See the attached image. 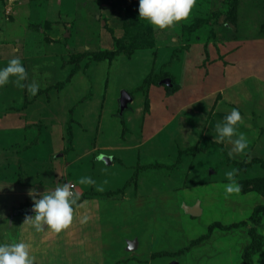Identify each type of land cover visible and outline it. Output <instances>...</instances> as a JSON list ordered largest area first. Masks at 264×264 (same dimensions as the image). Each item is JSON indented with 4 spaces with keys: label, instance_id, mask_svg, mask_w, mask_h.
<instances>
[{
    "label": "rangeland",
    "instance_id": "obj_1",
    "mask_svg": "<svg viewBox=\"0 0 264 264\" xmlns=\"http://www.w3.org/2000/svg\"><path fill=\"white\" fill-rule=\"evenodd\" d=\"M138 4L0 0V66L19 56L28 73L0 86V242L26 241L34 264H264V216L251 217L264 207V0H195L163 29ZM82 54L96 59L61 86ZM233 107L249 143L229 155L215 126ZM233 168L241 188L226 194ZM64 181L88 198L67 228L37 231L32 195ZM255 227L263 245L245 261Z\"/></svg>",
    "mask_w": 264,
    "mask_h": 264
},
{
    "label": "clouds",
    "instance_id": "obj_2",
    "mask_svg": "<svg viewBox=\"0 0 264 264\" xmlns=\"http://www.w3.org/2000/svg\"><path fill=\"white\" fill-rule=\"evenodd\" d=\"M194 4L195 0H139L138 14L163 29L187 18ZM12 75L15 76L13 82L17 86H26L22 81L28 73L19 56L11 57L6 65L0 66V86L6 84ZM39 87L35 80L27 84L31 94H35ZM241 119L240 110L233 107L215 126L216 138L221 141L227 139L233 146L229 155L232 152H242L249 143L246 134L238 131L237 124ZM236 171L233 168L225 172L229 178L223 184L226 194L240 191L241 185L234 176ZM79 182L94 183L90 176H81ZM29 194L32 195L31 190ZM80 196L81 193L74 189L73 184L67 181L58 183L50 191H43L39 196L32 195L34 214L26 220L31 221L37 231L50 226L53 231L60 232L72 223L73 206L77 204ZM87 219L88 216L84 215L81 222H86ZM34 261L36 257L31 254L26 241L0 242V264H34Z\"/></svg>",
    "mask_w": 264,
    "mask_h": 264
},
{
    "label": "trees",
    "instance_id": "obj_3",
    "mask_svg": "<svg viewBox=\"0 0 264 264\" xmlns=\"http://www.w3.org/2000/svg\"><path fill=\"white\" fill-rule=\"evenodd\" d=\"M151 35H152V33L149 32L150 39H149V36L147 34H141L139 36H136V38L134 40L135 42H133L134 44L132 43L133 45H131V47L125 48L123 46H121V47H117L116 46L115 49L104 50L103 52H100L101 54L98 56L97 59H100V60L114 59V58L120 56L121 54L129 55L136 48V44L138 45L139 43L152 42L153 38L151 37ZM81 57H85L86 58V64L90 63L91 59H96V58H91V56L88 55V54H82L81 56H73V59L75 61L74 63L76 65L73 68L71 74L66 79H64L63 81L60 82L61 86H65L68 83V81H70L71 78L76 74V72H78L80 70L81 62H82L81 61ZM159 80H158L157 77H156V79H154L155 82L159 81ZM146 81H149L148 77H146L143 82H146ZM140 87L141 86H139V88ZM87 195H88V192H82L76 205H78L84 198H86ZM76 205H74L73 208L76 207ZM262 208H263V210H262L261 213L254 214V215L252 214L251 215L253 221H255L256 223L260 222L261 218L264 216V207H262ZM252 229H251L252 230L251 232H255V233H253L255 235V237L253 239L252 244H250L249 246H246V248H245V252H244V256L246 258L245 261H249L250 256H248V255H251L253 252L261 249L260 247L263 245V243H262L263 234L259 233L258 230L256 229V227L252 228ZM247 256H248V258H247Z\"/></svg>",
    "mask_w": 264,
    "mask_h": 264
},
{
    "label": "water",
    "instance_id": "obj_4",
    "mask_svg": "<svg viewBox=\"0 0 264 264\" xmlns=\"http://www.w3.org/2000/svg\"><path fill=\"white\" fill-rule=\"evenodd\" d=\"M164 82L171 83V79L168 77V78L164 79ZM130 99H131V96H130L129 92L124 90L122 93L121 100H120L122 110L128 105V100H130ZM31 210L34 211L33 207H31ZM192 211L195 213H199V209L197 206L192 208Z\"/></svg>",
    "mask_w": 264,
    "mask_h": 264
},
{
    "label": "crops",
    "instance_id": "obj_5",
    "mask_svg": "<svg viewBox=\"0 0 264 264\" xmlns=\"http://www.w3.org/2000/svg\"><path fill=\"white\" fill-rule=\"evenodd\" d=\"M122 97V96H121ZM80 193H82V192H87L86 191V189H85V187H83V188H81V190L79 191ZM89 194V193H88ZM88 198V195L86 196V198H84L81 202H83V201H85L86 199ZM80 202V203H81ZM79 203V204H80ZM88 203V202H87ZM86 203V204H87ZM74 208H76V207H74ZM200 211V210H199ZM134 242V244H132ZM135 246H136V244H135V241L134 240H132V241H130L129 243H128V250H134V248H135ZM259 252V251H258ZM263 253V252H262ZM256 254V253H255ZM253 258H254V256H253ZM255 260V259H254Z\"/></svg>",
    "mask_w": 264,
    "mask_h": 264
},
{
    "label": "built area",
    "instance_id": "obj_6",
    "mask_svg": "<svg viewBox=\"0 0 264 264\" xmlns=\"http://www.w3.org/2000/svg\"><path fill=\"white\" fill-rule=\"evenodd\" d=\"M71 184H73L74 185V187H75V183H71ZM75 189V188H74Z\"/></svg>",
    "mask_w": 264,
    "mask_h": 264
},
{
    "label": "bare ground",
    "instance_id": "obj_7",
    "mask_svg": "<svg viewBox=\"0 0 264 264\" xmlns=\"http://www.w3.org/2000/svg\"><path fill=\"white\" fill-rule=\"evenodd\" d=\"M133 244V243H132Z\"/></svg>",
    "mask_w": 264,
    "mask_h": 264
}]
</instances>
